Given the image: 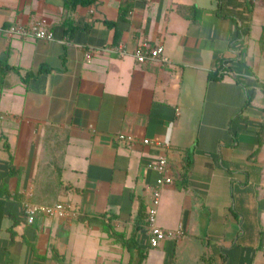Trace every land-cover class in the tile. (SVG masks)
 I'll list each match as a JSON object with an SVG mask.
<instances>
[{"label":"crops","instance_id":"0c3cea01","mask_svg":"<svg viewBox=\"0 0 264 264\" xmlns=\"http://www.w3.org/2000/svg\"><path fill=\"white\" fill-rule=\"evenodd\" d=\"M92 1L0 0V62L20 71L0 67V264H129L101 220L135 235L143 264H264V0ZM41 18L51 41L8 32ZM143 44L169 63H138ZM162 157L158 225L173 234L151 248ZM26 199L77 216L29 225Z\"/></svg>","mask_w":264,"mask_h":264},{"label":"built area","instance_id":"2783aa9c","mask_svg":"<svg viewBox=\"0 0 264 264\" xmlns=\"http://www.w3.org/2000/svg\"><path fill=\"white\" fill-rule=\"evenodd\" d=\"M8 32L12 35H30L37 40L51 41L54 39V34L48 28V21L43 18L35 20L30 25H12L9 27ZM118 49L119 56H125L127 54L124 46H120ZM164 50L163 45L152 47L143 44L136 48L132 55L137 62L141 64L149 61H158L166 65L169 63V59L165 56ZM87 57L90 58L91 56L88 55ZM119 138L128 143H132L135 140L134 137L124 135H121ZM143 142L149 144V140H144ZM152 168L159 173L160 178L153 192L154 196L152 202L147 208L145 225L149 235L150 247L158 248L162 242L173 234L171 231L158 225V209L161 202L160 189L167 184H171L173 180L170 175V165L167 157L160 158L152 165ZM23 209L29 225L34 224L37 218L41 216L57 220L69 219L77 216L74 206L68 202H57L53 205H45L36 203L31 199H26L23 201Z\"/></svg>","mask_w":264,"mask_h":264},{"label":"trees","instance_id":"16d2710c","mask_svg":"<svg viewBox=\"0 0 264 264\" xmlns=\"http://www.w3.org/2000/svg\"><path fill=\"white\" fill-rule=\"evenodd\" d=\"M93 1L92 0H66V4H67V8L73 12L75 10V8L78 5H82V6H89L91 5ZM129 11H130V6L129 5H125V7L122 8L121 10V17H126L129 15ZM70 25V24H68ZM227 61L225 60H220L218 63V67L216 70H214L213 72L210 73L209 75V79H214V80H218V79H222L226 73H227V67H226ZM0 67H4L5 69L9 70V69H14L17 73L20 74V71L18 69L12 68L7 64H3L2 62H0ZM48 69H46L47 71ZM40 73V71H39ZM32 74H35V72L31 71L28 72L24 77H22L23 81L26 82L27 78L32 76ZM5 149L10 153V145L8 143H5ZM11 161H12V157H10ZM186 169L190 168V159L187 158L186 160ZM17 172L15 167L11 168V175H15ZM61 184V182H59ZM64 188L66 189H71L70 187H66L64 186ZM78 191V190H77ZM20 195L19 194H15L14 197L18 198ZM10 198L11 197V193L9 191V187L8 186H4L3 188H0V198ZM38 199H36V203H39L37 201ZM61 202V201H60ZM57 202L54 203H40V204H45V205H53ZM3 202L0 201V230H1V222L3 220ZM104 225V230L105 232L109 235V237L115 239L117 242H119L125 249L128 250V252H130L131 254V259H130V263L129 264H143L144 258H145V252L141 249V247L139 246L138 242L135 239V235H132V237L127 240L124 238V236L117 234L110 223H106L105 220H101V222ZM14 227L15 224H13L11 226V228L9 229L12 238L15 237V232H14ZM63 264V263H62ZM172 264H175L174 262H172Z\"/></svg>","mask_w":264,"mask_h":264}]
</instances>
